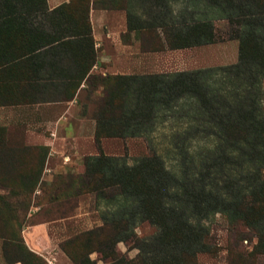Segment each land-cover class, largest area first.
I'll list each match as a JSON object with an SVG mask.
<instances>
[{"label":"trees","instance_id":"trees-1","mask_svg":"<svg viewBox=\"0 0 264 264\" xmlns=\"http://www.w3.org/2000/svg\"><path fill=\"white\" fill-rule=\"evenodd\" d=\"M120 1L126 9L127 29L138 32L143 48H151L154 39L161 49L169 50L214 43L213 24L197 18L195 10L174 15L173 0ZM188 1L221 11L229 37L238 41L237 62L174 74L90 75L89 85L103 90L101 105L93 114L94 138L99 143L104 137L131 135V126L146 125L161 111L189 98L195 108L192 128L213 138V146L198 160L184 161L175 174L155 153L132 166L101 151L85 158L82 173L63 186L73 194L120 197L124 204L105 214L101 227L63 242L61 250L74 264H92L86 255L92 249L103 254L107 264H195L198 253L213 250L201 222L213 213L225 216L240 241L254 237L253 254H264V0ZM90 5V0H73L49 11L46 0H0V106L32 105L47 98L39 92L51 78L38 75L44 65L36 60L52 54L56 42L63 50L82 52L83 64L75 63L82 76L75 81L85 80L96 58ZM44 20L51 31L44 28ZM72 43L73 49L68 45ZM52 66L46 64L48 69ZM68 81L56 82L63 86ZM48 153L45 146L10 145L6 129L0 127L3 264H47L26 246L22 230L35 206ZM136 221L148 222L156 233L138 237L133 229ZM237 226L248 233L237 231ZM119 242L138 250L134 260L116 254Z\"/></svg>","mask_w":264,"mask_h":264},{"label":"rangeland","instance_id":"rangeland-1","mask_svg":"<svg viewBox=\"0 0 264 264\" xmlns=\"http://www.w3.org/2000/svg\"><path fill=\"white\" fill-rule=\"evenodd\" d=\"M171 6L176 16L184 10L188 12L195 10L198 12L197 18L210 21L214 27V43L188 49L169 50L165 47L161 49L156 39H154L155 44L149 49L143 48L139 41L138 68L135 75L174 74L216 68L237 62L238 41L229 37V24L220 10L200 1L189 2L188 0H173ZM262 91L264 109V79ZM101 99L102 96L99 95L84 94L81 95L80 102L85 106V112L93 116L101 105ZM194 111L193 100L182 98L173 107L161 111L148 124L131 126V131L134 132L131 135L104 137L99 143L95 141L91 145L79 144L80 160L67 151L65 155L69 157V160L60 157L57 161L48 164V168L52 171L45 173L46 162L40 179L41 186L34 194L35 206L31 207L22 230V238L26 246L36 254L39 253L38 255L47 264H74L61 250L63 242L82 232L101 227L103 216L123 206L124 200L120 197L105 199L95 193L73 194L72 189L68 190L63 185L70 177L82 173L85 158L94 157L99 151L107 156L121 158L129 166L155 153L162 159L168 171L177 173L184 161L189 162L192 157L198 160L200 154L213 146V138L192 128ZM34 128V126L31 127V129ZM28 129V126L26 132L18 128L10 129L9 144L12 146L37 145L34 144L37 143L35 140L38 138L37 135L33 134L31 129L29 130L31 132H28ZM57 186L60 187L57 188ZM46 222H49L48 234H39L34 231V227ZM196 222L193 223L196 224ZM201 222L209 233L208 242L213 250L210 253H198L195 264H264V254L255 255L252 252L256 239L251 236L240 241V238L231 232L230 222L221 213L203 217ZM133 229L140 238L150 237L156 233V228L148 222L136 221ZM237 231L248 233L239 226ZM79 249L75 250L76 254L80 253ZM93 250L86 254L92 264L109 263L103 254ZM114 250L116 254L127 260H134L138 255V250L132 248L130 243L119 242Z\"/></svg>","mask_w":264,"mask_h":264},{"label":"crops","instance_id":"crops-1","mask_svg":"<svg viewBox=\"0 0 264 264\" xmlns=\"http://www.w3.org/2000/svg\"><path fill=\"white\" fill-rule=\"evenodd\" d=\"M71 1L73 0H46V3L48 10L51 11ZM90 1L89 21L96 58L93 66L85 75V80L79 84L75 81L82 76L81 68L75 65L77 61L83 64L82 52L63 50L56 42L51 45L56 46L52 54L40 55V58L36 60V63L44 65L38 75L51 78L50 85L40 89L39 92L47 98L32 105L0 106V127L6 129L7 139L10 129L18 128L26 132L28 126L27 131L33 130V134L38 137L35 139L37 143H34L37 145L34 146H45L49 149L45 173L52 171L48 168V164L57 161L60 157L69 160V157L65 155L67 151L80 160L79 144L91 145L95 142L96 121L93 116L85 112V106L81 104L80 97L84 94L103 97V90L99 85H89L88 77L90 75L134 76L137 73L140 39L138 32L127 29L124 3L120 0H115L114 3L108 0ZM129 8L137 12V8L131 3ZM41 20L42 18H39V21ZM43 23L44 28L51 31L50 23L46 20ZM69 41L73 42L72 39ZM68 45L72 49L75 47L74 43ZM48 63L53 64L49 69L46 67ZM64 78L71 81H68L67 85H58L57 82ZM63 94H74V96L70 99L49 98L50 96H63ZM32 126L35 128L31 129ZM48 223L34 227V231L39 234H48ZM0 264H3L1 251Z\"/></svg>","mask_w":264,"mask_h":264}]
</instances>
